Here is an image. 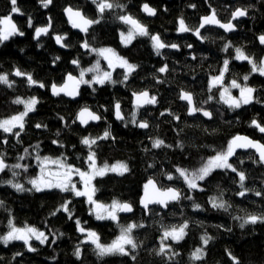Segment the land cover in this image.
Returning a JSON list of instances; mask_svg holds the SVG:
<instances>
[{
    "label": "trees",
    "instance_id": "obj_1",
    "mask_svg": "<svg viewBox=\"0 0 264 264\" xmlns=\"http://www.w3.org/2000/svg\"><path fill=\"white\" fill-rule=\"evenodd\" d=\"M107 2L112 3L113 8L100 14L97 5L86 0H52L47 8L41 0H17L20 12L12 13L10 0H0V18L11 15L17 29L25 33L12 36L0 45V74H7L12 83L11 87L0 83V120L22 111L23 106L15 103L17 98L37 100L34 111L24 119L23 131L19 128L11 133L0 130V156L8 165L0 176V201L3 202L0 236L7 234L11 221L17 227H33L48 237L44 244L31 241L36 251H28L23 241H11L7 246L0 242V264H234L229 253L238 258L239 264H264V224H248L242 229L239 226L242 221L235 219L250 214L264 215V163L252 152L237 153L229 161L245 173L244 183L249 191L244 197L237 195L241 191L239 177L231 170H214L205 181L198 182L203 191L189 190L175 172L176 167L195 171L217 152L226 151L229 141L237 135H246L264 144V133L251 123L255 119L264 126V76L254 73L248 61L235 59L236 48L256 64L264 57V44L259 41L264 35V0ZM143 4L155 9L154 18L141 12ZM67 6L100 22L93 23L84 35L74 32L63 15ZM236 8H247L248 14L245 19L234 21L235 32L227 35L218 29L206 28L200 32V38L195 35L202 17L215 10L218 20L227 23ZM122 15L136 20L149 35H138L130 44L123 45L120 33L128 32L131 26L119 19ZM181 19L189 28L188 32H178ZM49 23V34L35 41V28ZM54 35L65 37L66 51L55 46ZM152 35H159L166 45L175 43L178 48L166 47L161 50L162 55L157 56L150 39ZM85 41L90 45L87 50L82 47ZM100 48H110L137 66L127 81L120 83L125 72L117 68L112 73L116 83L82 85L74 101L50 96L51 85H60L67 74L77 76L80 69L91 66L98 59L91 49ZM74 59L78 61L77 67L72 66ZM225 60L229 61L225 83L243 82L248 76L247 84L256 90L252 102L238 109L220 101V87L209 90L210 77L220 72ZM164 65L167 71L160 73L158 69ZM17 69L31 74L36 83L30 85L27 75L14 77ZM142 91L155 96L156 103L137 109L132 105V94ZM181 91L190 93L195 107L211 112L212 117L206 120L198 114L188 116L187 105L179 100ZM116 103L120 104L124 116L122 122L113 117ZM83 107L97 113L100 122L85 128L77 124L76 114ZM161 112L164 115H160ZM133 113L137 122L146 121L149 127L140 129L133 125ZM37 124L41 127L37 128ZM105 130L111 131V137L99 139ZM17 132L19 136L15 135ZM84 137L96 139L91 150L99 166L115 162L127 164L129 171L122 176L108 173L94 180V198L104 204L128 203L133 207L130 216H118L116 222L97 220L83 197L58 189L17 192L4 183L10 179L26 183L34 176L37 154L60 157L66 164L85 169L89 147L81 143ZM156 139H162L171 147L152 148ZM180 144L183 148L177 147ZM17 163L27 165V171L23 167H11ZM13 171L17 172L15 177ZM169 173L177 178L167 180ZM149 179L161 189L178 188L182 198L169 204L165 211L155 206L146 214L138 207V200ZM257 191L262 195L257 196ZM187 196L192 199H186ZM213 197L222 199L227 211L213 208ZM66 201H71L68 212L61 207ZM194 204H200L201 208L195 209ZM77 220L87 233L95 232L101 244H109L128 224L144 226L133 229L131 235L137 248L133 250L128 245V255L99 257L87 233L79 231ZM185 223L188 227L184 238L179 242L170 241L166 254L157 255L162 233ZM205 235L212 237L207 246L201 240ZM78 247L80 258L74 255ZM198 248H202L205 255L201 260H194L192 253ZM18 252L22 255L15 256ZM173 253L178 255L172 256Z\"/></svg>",
    "mask_w": 264,
    "mask_h": 264
},
{
    "label": "snow or ice",
    "instance_id": "obj_2",
    "mask_svg": "<svg viewBox=\"0 0 264 264\" xmlns=\"http://www.w3.org/2000/svg\"><path fill=\"white\" fill-rule=\"evenodd\" d=\"M43 7L47 8L49 4L52 3V0H41ZM11 3V12L12 13H19L20 9L17 7V0H10ZM92 3L97 5L98 11L100 14H103L105 10L112 9L113 4L108 3L107 0H92ZM192 7H195V5H191ZM143 10L147 12L149 15H155V9L150 8L147 4L143 6ZM69 22L71 23L72 27L75 29H79L80 31L87 33L89 26L93 23H99V20L93 21L89 19H85L84 16L80 11H73L71 7L65 9ZM248 14L247 8H236L235 11L231 13L232 19H237L239 17H245ZM121 21H123L126 24L132 25V28L128 31L127 35L125 36L124 33H121V39L122 42L127 45L131 43L132 39L135 35L139 36H148L149 33L147 30L140 25L136 20L132 19L130 16L122 15L119 17ZM0 25H3V28H0V43L4 41H8L10 37L19 35L23 36L25 33L23 31H19L17 29V26L15 23H13L11 16H5L4 18H0ZM205 25H218L220 28H223L225 31H232L234 30L235 26L233 23H220L216 19L215 10H213V14L211 16H206L202 18V23L200 24V28L205 27ZM32 20L31 18L28 19V27H32ZM49 27H51V24H49L48 27H36L35 28V38H39L42 34L47 35L49 33ZM189 28L185 26L184 20L181 19L179 21V28L178 32L184 33L188 32ZM195 35L200 38V32L199 29L196 30ZM65 39V37L57 35L55 36V42L58 45H61L62 47H65V45L62 44V41ZM152 41V47L155 51V54L157 56L162 55L161 50L165 49L166 47H170L172 49H177L178 45L175 43H172L170 45H166L164 42H162L159 35H152L150 37ZM259 41L261 44H264V35H261L259 37ZM82 47L86 50L90 48V45L87 41H85L82 44ZM188 47H191V45H188ZM227 48V45L225 46ZM91 51L96 52L99 56H102L107 62L108 66L110 68L115 69V67H120L125 69V74L123 76V80L120 81V83H124L129 79V76L135 71L136 65L129 63L127 60L117 56V54L110 48H100V49H91ZM195 59V57H193ZM57 60L59 57L56 58ZM236 60L244 61L247 60L249 63H252V71H257V66L255 63L251 61V59L246 56L240 48L236 49ZM72 63L74 65H78L77 60H73ZM223 70L220 72V75L215 76L212 78L211 85L209 90H211V86H214L215 84L220 83L224 78V73L227 72L229 61L225 60L224 62ZM87 72H95L96 74L92 76V78L85 79V70H81L79 74V79L69 74L67 76V83H65L62 87H57L56 85L52 86V94L53 95H60V93H64L65 95L75 98L79 92V86L80 85H88L89 87H92L93 84L98 85H104L106 82L110 83H116V81L112 80V73L109 71H103L100 70V62L99 60L96 62V64L92 68H88L86 70ZM160 73H164L167 71V65H164L158 69ZM260 75L264 76V66H261L259 68ZM14 75L17 77L25 76L27 75L28 83L35 84L36 81L33 80L31 74H26L21 72L20 70H16L14 72ZM248 76L244 77V80H248ZM0 83L8 85L9 87L12 86V83L8 79L7 74H0ZM41 87H44V85H40ZM232 88H240V99L237 100L236 98L232 97L231 95H228L227 98L225 97V94L229 92L228 88H225L223 92L220 93V99L228 104L229 107L233 109H238L242 105H247L252 102L253 100V92L256 91L254 88L251 87H243L241 88L239 84L236 83L235 80L232 81L231 84ZM95 90V89H93ZM135 96V102L137 109L143 107L144 105H151L156 103V97L151 96L149 97L148 91H142L139 94L133 93ZM181 100L187 101L189 108L188 112L190 115L196 113V112H202L203 116L211 118L212 113L206 110H203L201 108L192 106L193 105V97L188 92H182L179 97ZM209 100L212 99L211 96L208 98ZM15 103H22L21 100L17 99ZM37 104V100L35 98L31 99L30 101L25 103V111L20 113L19 115L12 116L11 119H4L0 120V129L3 130L5 133H11L13 128L17 125L19 126L20 131L24 130V124L23 119L29 112L34 111L35 105ZM116 109V117L118 119L123 120V117L120 115V104H115ZM160 115H164L163 112L160 113ZM61 120H63V117H60ZM79 122L81 124H87L89 120L91 121H98L101 119V117L95 115L93 112H90L87 108H84L80 111L78 116ZM75 122V121H73ZM132 124L141 128V129H147L149 127V124L146 121L137 122L136 120V114L133 113L132 116ZM252 125H254L261 133H264V126H261L257 121L254 119L252 122ZM37 128H40L41 125L37 124ZM46 127V125H45ZM19 132L15 133L16 136H19ZM59 135V133H57ZM111 137V131L105 130L102 137H99V139L104 140ZM7 141H5L6 143ZM96 139H89L88 137H84L81 140V143L85 146L89 147V155L87 156V162H89L88 166L91 169V172H85L81 171L79 168H74L72 165L65 164L63 161H53L52 163L57 164L59 169H63V171L58 172H47L45 173V168L49 162V158L40 156H37L36 159L39 163L40 169H41V175L35 179L29 180V183L31 184V189H26L23 185L20 183H13L12 180L4 181V183H7L12 188H14L17 192H24V191H31L35 190V192H42L45 190H52V189H59L60 192L63 193H72L75 197H87V200L90 204H94L95 208L99 211L96 212V219L97 220H104V219H111L113 221L117 220V211L119 212H132V207L128 203H119L118 201H113L110 208L105 207L102 204L97 203L94 199V193L96 189L92 186V180L97 176H104L107 172H116L118 175H123L124 173L129 171V168L127 164L118 163L116 165H113L109 167L108 165H104L101 168L96 167L95 162V152L91 150L92 145L96 144ZM53 143H57V141H53ZM63 146V145H61ZM171 147V145H165L164 141L162 139H156L152 143V148H160V147ZM39 147V145H37ZM177 147L183 148V145H177ZM237 148L240 149H255L256 152L259 155V161L264 162V144H260L259 142H254L247 137L239 136L237 135L234 137L231 141H229L227 150L217 152L214 156H211L207 159V161L198 169L195 171H189L188 169H184L181 167H176L175 172L178 173V178H182L183 182L186 184L187 188L189 190H201L203 191V188L200 187L198 182H203L206 180L207 177H209L214 170L222 169V170H231L233 173H236L239 177V186L241 191L237 193V195L244 197L246 193L249 191L245 187V173L243 171H238L237 168L233 167V164L229 163V158L232 157L235 154V150ZM27 151V150H25ZM23 159V157H21ZM243 163V161H241ZM8 165H6L4 159L2 156H0V172H3L5 168H7ZM13 169H20L24 168L25 171H27V165H21L19 163L11 166ZM79 175L81 182L83 183V190H78L76 187V184L73 182V175ZM13 177L17 175V172H12ZM177 177H174L173 174L169 173L166 174V179L169 181H173ZM145 188V196L141 200V204L143 205L144 209L147 210L149 204H158L162 207H167L169 202H177L182 198V192L178 188L175 187H167L166 190H159L156 187V184L153 182V180L149 179L147 184L144 185ZM151 188L152 192L151 194L148 192V189ZM257 196H261L262 193L257 191L255 193ZM186 199L191 200L192 196L185 197ZM2 201H0V205H2ZM71 203V201H66L61 207L65 212L69 211L68 205ZM212 207L218 208V209H224L227 211L226 203L218 198L213 197L211 200ZM193 207L195 209H200V204H194ZM70 218H71V214ZM235 219L241 220L240 228H244L248 224L256 225L257 223L264 224V215H256V214H250L246 217H235ZM77 226L79 228L80 232H84L85 229L82 227H79L80 221H76ZM10 225V231L6 235L0 236V242H2L5 246H7L11 241H23L24 244L27 246L28 251H36L34 247H32L29 244L30 239L33 237L35 240L39 241L40 244H44L48 237L45 235L42 231H37L34 228H26V229H20L16 228L11 225V221H9ZM143 224H130L127 227L121 228V235L115 240L111 245L104 246L98 243V237L97 234L93 231H89L87 233L88 240L91 241L96 247L97 255L99 257H104L106 255H128V251L126 250L125 246L130 245L131 249L135 250L137 248V244L134 242L132 237V231L136 227H143ZM188 227V225L185 223L184 225L180 227H172L170 230H165L163 233L162 241L163 239H167L168 237H171L173 241L179 242L182 240L185 236V229ZM201 240L203 242V245L207 246L209 244V241L212 240V237L210 236H202ZM55 243V240L52 241ZM166 245L161 243V246L159 248V251L157 252V255H165L166 254ZM22 253H16L15 256H21ZM74 255L77 258H80L81 252L79 247L74 252ZM178 255L177 253H173L172 256ZM205 255V252L202 248L196 249L195 252L192 253V259L194 260H201L203 259ZM15 256L13 257L15 259ZM229 256L232 258L234 264H239L238 258L232 256L231 253H229ZM135 259V256L132 257ZM172 257L170 256L169 259Z\"/></svg>",
    "mask_w": 264,
    "mask_h": 264
},
{
    "label": "rangeland",
    "instance_id": "obj_3",
    "mask_svg": "<svg viewBox=\"0 0 264 264\" xmlns=\"http://www.w3.org/2000/svg\"><path fill=\"white\" fill-rule=\"evenodd\" d=\"M11 16V15H10ZM2 18H4V17H2ZM11 18H12V16H11ZM12 21H13V19H12ZM13 23H14V21H13ZM130 25V24H129ZM131 27L129 28V30L132 28V25H130ZM4 26L3 25H0V28H3ZM128 30V31H129ZM121 33H124V35L126 36L127 35V33L128 32H121ZM121 33H120V41H121V43L123 44V45H125L123 42H122V39H121ZM136 36H138V35H135L134 36V38L136 37ZM133 38V39H134ZM133 39H132V41H133ZM131 41V42H132ZM130 44V43H129ZM0 45H1V43H0ZM128 45V44H127ZM237 49V48H236ZM236 49H235V54H236ZM242 51V50H241ZM243 52V51H242ZM244 53V52H243ZM95 54L97 55V57H98V59L91 65V66H89L88 68H92L95 64H96V62L99 60V62H100V70H101V72H103V71H109V72H111V73H113V71L115 70V69H117V68H120V67H115V69H113V68H110L109 66H108V62L102 57V56H99L96 52H95ZM245 54V53H244ZM246 55V54H245ZM118 56V55H117ZM120 57V56H119ZM235 57H236V55H235ZM121 58H123V57H121ZM124 59V58H123ZM251 59V58H250ZM126 60V59H125ZM244 61H247V60H244ZM251 61H252V59H251ZM102 62H104V64L102 63ZM253 62V61H252ZM254 63V62H253ZM256 64V63H255ZM250 65H251V67H252V63H250ZM256 66H257V71H255L254 73H258V74H260L259 73V68L261 67V66H264V57L262 58V60H261V62L260 63H258V64H256ZM223 67H224V64L222 65V67H221V69H220V72L223 70ZM88 68H84L83 70H85V79H91L92 78V76L93 75H95L96 73L95 72H87L86 70L88 69ZM120 69H122V70H124V72H125V69H123V68H120ZM82 69H80L79 70V72H78V74H77V76L79 77V74H80V71H81ZM220 72L218 73V74H216V75H214V76H211L210 77V79H209V86L211 85V81H212V78L213 77H215V76H218V75H220ZM89 76V77H88ZM224 76H225V73H224ZM236 83L237 84H239L240 85V87L241 88H243V87H245V86H247V87H250L248 84H247V82L245 81V80H243V82H239V81H236ZM231 84H232V81H230L229 83H225V81H224V78H223V80L220 82V83H218V84H215L214 86H211V88H215V87H220L221 89V91H220V93L221 92H223L224 91V89L225 88H228V90H229V92L228 93H226L225 94V97L227 98V96L228 95H231L232 97H234V98H236L237 100H239L241 97H240V88H232L231 87ZM93 85H95V84H93ZM96 85H98V84H96ZM17 99H19V100H21L22 101V103H19V104H21L22 106H23V109H22V111L21 112H19L18 114H16V115H19L20 113H22V112H24L25 111V103L26 102H28V101H30L31 99H33V98H27V99H22V98H17ZM16 99V100H17ZM15 100V101H16ZM220 101L223 103V104H225L226 106H228V104H226V103H224L221 99H220ZM30 113V112H29ZM16 115H14V116H16ZM26 117V116H25ZM25 117H24V119H25ZM5 119H11V117H9V118H5ZM24 119H23V123H24ZM2 120H4V119H2ZM15 128H19V126L17 125L16 127H14L13 129H15ZM0 130H2V129H0ZM3 131V130H2ZM37 156H40L41 158H43V157H47V156H41V155H39V154H37L36 155V157ZM36 157H35V161H36V164H37V171H36V173H35V175L34 176H32L31 178H29V179H27V181H26V183H23V182H21L20 184L21 185H23L26 189H31L32 188V186H31V184L29 183V180H31V179H35V178H37V177H39L40 175H41V169H40V166H39V163H38V161H37V159H36ZM47 158H49V162H48V164H47V166H46V168H45V173H46V171H49V172H58V171H63V169H59L58 168V166H57V164H55V163H52L53 161H63L64 162V160L62 159V158H60V157H58V158H53V157H47ZM95 162H96V159H95ZM65 163V162H64ZM118 163H122V164H125V163H123V162H115V163H112V164H105V165H108L109 167H111V166H113V165H116V164H118ZM66 164V163H65ZM88 164H89V162H87V167L85 168V169H80L81 171H85V172H91V169L89 168V166H88ZM104 165H101V166H99L98 164H97V162H96V167L97 168H101V167H103ZM75 168V167H74ZM108 173H114V174H117L116 172H111V171H109V172H107L106 174H108ZM97 177H101V176H97ZM97 177H95L93 180H92V186L94 187V180L97 178ZM10 180H12L13 181V183H19L18 181H14V179H10ZM73 182L76 184V187H77V189L78 190H83V183L81 182V180H80V177H79V175H76V174H74L73 175ZM59 190V189H58ZM31 191H35L34 189L33 190H31ZM83 198H85V200H86V203L88 204V206H89V210H90V212L94 215V217L96 218V212L97 211H99V210H97L96 208H95V205L94 204H90L89 202H88V200H87V197H83ZM93 199L95 200V198H94V196H93ZM96 201V200H95ZM97 203H99V204H102V205H104L105 207H107V208H110V206L112 205V203H110V204H104V203H100V202H98V201H96ZM116 215H117V219H118V214L116 213ZM109 220H111V219H109ZM113 221V220H112ZM117 221V220H116ZM116 221H114V222H116ZM11 225L12 226H14V227H16V228H20V229H26V228H33V227H29V226H26V227H17V226H15L12 222H11ZM128 225H130V224H128ZM128 225H126V226H124V227H127ZM79 227H81L80 225H79ZM178 228V227H177ZM35 229V228H34ZM79 229V228H78ZM168 230H170V229H168ZM8 231H10V225H9V230ZM38 231V230H37ZM87 233V231H84L83 233ZM8 233V232H7ZM82 233V232H81ZM164 233V232H163ZM163 233H162V236L160 237V246H161V243L163 242V244L164 245H166L167 247H166V250L168 249V247H169V242L171 241V242H176V241H173L172 239H171V237H168L167 239H163V241H162V237H163ZM121 235V230H120V232H119V234L109 243V244H101V245H104V246H108V245H111L115 240H117V238L119 237ZM87 239H88V237H87ZM31 241H36V242H39V241H37V240H35V238L33 237L32 239H30V241H29V244L31 245ZM40 243V242H39ZM99 243V242H98ZM95 246V245H94ZM127 246L128 245H126L125 246V248H126V250L128 251V248H127ZM96 248V247H95ZM97 251V250H96Z\"/></svg>",
    "mask_w": 264,
    "mask_h": 264
},
{
    "label": "water",
    "instance_id": "obj_4",
    "mask_svg": "<svg viewBox=\"0 0 264 264\" xmlns=\"http://www.w3.org/2000/svg\"><path fill=\"white\" fill-rule=\"evenodd\" d=\"M86 1L92 3V0H86ZM221 1L237 2V1H245V0H221ZM144 5H145V4H143V5L141 6V12H142L143 14H145V15H146L147 17H149V18H154L155 15H156V12H155V15H149L147 12H145V11L143 10V6H144ZM147 5H148V4H147ZM148 6H149V5H148ZM66 8H69V6H67ZM66 8H65V9H66ZM150 8H151V7H150ZM65 9L63 10V15H64V18H65V21L68 23V25L71 27V29H72L74 32H77V33H79V34H82V35L86 34V33L82 32V31H80L79 29H75V28L72 27L71 23L69 22L68 15H67ZM72 9H73V8H72ZM73 11H80V10L73 9ZM80 12L82 13V11H80ZM212 14H213V12L210 13V14H208V15H206V16H211ZM82 15H83V13H82ZM83 16H84V15H83ZM206 16H204V17H206ZM245 17H246V16H245ZM245 17H239V18H237V19H232V20L229 21V22L233 23V25H234V21L245 19ZM84 18H85V19H88V18H86L85 16H84ZM202 18H203V17H202ZM202 18L200 19V23H199V27H198L199 32H201L202 30H204V29H206V28H214V29H218V30L222 31L223 33H225V34H227V35H228V34H231V33H233V32L236 31V28H234V30H232V31H225L223 28H220L218 25H205V27L200 28V24L202 23ZM216 19L218 20L217 17H216ZM89 20H90V19H89ZM218 21H219V20H218ZM220 23H224V22H221V21H220ZM227 23H228V22H227ZM49 24H50V23H49ZM49 24L46 25V26H42V27H48ZM91 26H92V24L89 26V29L91 28ZM89 29H88V30H89ZM50 30H51V27H49V32H50ZM48 34H49V33H48ZM48 34H47V35H48ZM33 35H34V40H35V41H38L39 39L44 38V37L47 36V35H45V34H42L39 38H35V30H34ZM55 36H57V35H54V36H53V41H54V43H55V46H56L58 49H60V50L66 51V50H67L66 47H62L61 45H58V44L55 42ZM62 44H63V41H62ZM63 45H64V44H63ZM84 49H85V48H84ZM72 66L77 67L78 65H74V64L72 63ZM69 74H71V73H69ZM69 74H67V75L65 76L64 81L62 82V84H60V85H56L58 88H59V87H62L65 83L68 82V81H67V76H68ZM13 75H14V73H13ZM71 75L74 76V77H76L77 79H79L78 76L73 75V74H71ZM14 77L17 78V76H15V75H14ZM53 85H55V84H53ZM53 85H51L50 88H49V92H50V96H51V97H59V96H62V97H64L65 99L70 100V101H74V100H76V99L79 97V94H78L75 98L69 97V96L65 95L64 93H60V95H58V96H57V95H53V94H52V86H53ZM81 86H82V85H80V86H79V89H78V92H79V93H80ZM182 92H184V91H181L180 94H181ZM139 93H140V92H137L136 94H139ZM149 97H151L150 94H149ZM192 97H193V96H192ZM179 100L187 105V115H188V116H195V115L198 114V115H201L202 117H204L206 120H209V119H210V118H208V117L203 116L202 112H196V113L190 115L189 112H188V108H189L188 102H187V101H184V100H181L180 98H179ZM132 105H133V107H136V108H137V106H136V102H135V96H134L133 94H132ZM151 105H154V104H151ZM146 106H147V105H144L143 107H141V108H139V109H143V108H145ZM192 106H195V104H194V100H193V105H192ZM84 108H87V107H83V108H81V109L77 112V114H76L75 119H76L77 124H79L82 128H85V127H87V126H89V125H92V124L94 125V124H97V123L100 122L101 119L98 120V121H91V120H89L88 123H87L86 125H85V124H81V123L79 122L78 116H79L80 111L83 110ZM87 109H88L90 112H93L90 108H87ZM93 113H94V112H93ZM94 114L97 115V116H99L97 113H94ZM120 115L123 117V120H124V116H123L121 110H120ZM99 117H100V116H99ZM113 117H114V120L117 121V122H122V121H123V120L118 119V118L116 117V109H115V105H114V110H113ZM138 128H139V127H138ZM140 129H141V128H140ZM239 136L247 137L248 139H250V140H252V141H254V142H259L260 144H262L260 141H258V140H253V139L249 138V137L246 136V135H239ZM235 137H236V136H235ZM233 138H234V137H233ZM233 138H232V139H233ZM232 139H231V140H232ZM231 140H230V141H231ZM247 152H252V153H254V155L256 156V158L259 160V155H258V153L256 152L255 149H251V148H249V149H240V148H237V149L235 150V154H237V153H247ZM235 154H234V155H235ZM234 155H233L232 157L229 158V161L234 157ZM263 163H264V162H263ZM47 172H49V171H46V173H47ZM1 174H2V172H0V176H1ZM151 180H153V179H151ZM147 182H148V181H147ZM147 182H146L145 184H147ZM153 182L156 184L157 189H159V190H161V191L167 189V188H166V189H161V188H159V186L157 185V183H156L154 180H153ZM145 184H144V185H145ZM148 192L151 194L152 189L149 188V189H148ZM144 196H145V188L143 187L142 193H141L140 198H139V200H138V207H139L141 210L145 211L146 214L148 213V210H149L150 208L155 207V206L160 207L162 211H165V210L167 209V207H162V206H160V205H158V204H149L148 209L145 210L144 207H143V205L141 204V200L144 198ZM124 203H125V202H124ZM171 203H175V202H169V204H171ZM169 204H168V205H169ZM131 207H132V206H131ZM132 209H133V207H132ZM132 213H133V210H132V212H119V211L117 212L118 216H124V217H126V216H130Z\"/></svg>",
    "mask_w": 264,
    "mask_h": 264
},
{
    "label": "flooded vegetation",
    "instance_id": "obj_5",
    "mask_svg": "<svg viewBox=\"0 0 264 264\" xmlns=\"http://www.w3.org/2000/svg\"><path fill=\"white\" fill-rule=\"evenodd\" d=\"M18 78V77H17ZM136 108V107H135Z\"/></svg>",
    "mask_w": 264,
    "mask_h": 264
},
{
    "label": "bare ground",
    "instance_id": "obj_6",
    "mask_svg": "<svg viewBox=\"0 0 264 264\" xmlns=\"http://www.w3.org/2000/svg\"><path fill=\"white\" fill-rule=\"evenodd\" d=\"M199 26V25H198Z\"/></svg>",
    "mask_w": 264,
    "mask_h": 264
}]
</instances>
